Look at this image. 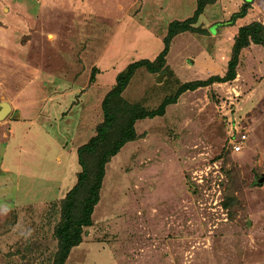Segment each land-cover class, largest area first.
<instances>
[{"label": "rangeland", "instance_id": "obj_1", "mask_svg": "<svg viewBox=\"0 0 264 264\" xmlns=\"http://www.w3.org/2000/svg\"><path fill=\"white\" fill-rule=\"evenodd\" d=\"M87 1L0 0V101L11 105L0 119V139L6 137L0 141V264L52 263L59 201L80 170L75 146L102 120L97 100L84 107L60 87L75 76L83 84L102 41L138 0H119L121 9L115 0ZM238 3L222 0L214 14L207 9L196 23L210 34L183 32L184 50L210 61L225 27L213 32L212 25ZM112 12L115 17L106 16ZM252 20L264 24V0H252L232 27ZM168 67L160 80L138 69L126 99L154 105L164 95L162 82L174 89L193 77L185 75L189 67ZM231 121L247 131L239 152L227 143ZM135 128L138 137L106 163L93 223L65 264H264V182L256 180L264 172V47L242 49L233 79L186 91L163 115L138 119ZM25 168L35 178L43 170L54 182L37 179L29 187Z\"/></svg>", "mask_w": 264, "mask_h": 264}, {"label": "trees", "instance_id": "obj_2", "mask_svg": "<svg viewBox=\"0 0 264 264\" xmlns=\"http://www.w3.org/2000/svg\"><path fill=\"white\" fill-rule=\"evenodd\" d=\"M216 0H196V9L191 17L184 20H173L168 24L167 33L163 38V49L153 59H139L129 63L116 75L114 86L104 95L100 107L102 120L95 126V134L87 142L76 148L77 163L80 170L76 173L73 186L59 201L58 220L53 228V236L56 240V249L53 253L51 264H65L72 247L82 242L84 228L92 225V214L96 204L100 200V191L105 175L106 163L115 156L129 141L135 140V123L138 119L153 118L163 115L168 105L176 102L178 97L189 90L208 85L215 81L231 80L236 75V68L242 49L251 43L264 47V24L252 20L238 27L227 61L224 75H210L206 79H194L179 81L172 88L168 82L164 86V95L154 105H144L140 102H130L123 96V91L138 68H145L150 73L166 72V55L173 37L183 31L209 33L204 27L196 26L198 16L205 5ZM252 0H243L237 11H233L230 17L224 21H216L212 25L214 32L216 27L234 25L235 22L246 16L251 7ZM215 25V26H214ZM92 69L90 81L94 78ZM167 74H172L169 71ZM161 86V87H162ZM228 141V138H226ZM227 206V203L224 202Z\"/></svg>", "mask_w": 264, "mask_h": 264}, {"label": "crops", "instance_id": "obj_3", "mask_svg": "<svg viewBox=\"0 0 264 264\" xmlns=\"http://www.w3.org/2000/svg\"><path fill=\"white\" fill-rule=\"evenodd\" d=\"M115 1H116L115 6L117 9L124 8V5H122L121 2H119V0H115ZM238 1L241 4L243 0L241 1L238 0ZM221 2L222 0H216L214 3L205 5L203 11L198 16V18L202 16L204 12H207V9L209 8L211 9L210 11L214 14L219 8ZM196 6H197L196 0H138L135 3V7H131L128 10H126L124 14H122L116 20V23L113 27L114 29L109 34L108 39L106 41H102L103 43L105 42L103 50L102 51L100 50L98 52L96 59L94 60V62H92L91 66L89 67L90 68V70H88L90 72L89 76L87 79H85L82 82L83 84L82 85L76 84L75 82L76 76H75V78H73L74 80L72 79L73 81H71L72 85L69 86L67 84L66 86L63 85L60 88H63V91L68 90L70 93H72L73 94L72 98L78 96L81 105H84V107L85 106L89 107L94 100H97L98 105H100L104 95L114 86L116 82V75L131 62H134L139 59L153 60L158 55V53L163 49L164 46L163 38L167 33L168 24L173 20H184L188 17H191L196 9ZM219 10L221 9L219 8ZM90 11L86 10L85 14H89L92 12ZM114 12H112V15H108V13H106V16H113ZM240 19H238L237 22H239ZM211 24L212 23H209L208 26ZM242 24L245 23H239V24L237 23V26L235 27L234 26L232 27V25L223 27L220 35L221 36L220 39L221 44L219 45L220 50L219 52H217L216 51L217 48L215 47L214 52L210 53L211 55L210 61L204 60V57L195 58L193 57L190 51L184 50L187 47L186 44H189L188 43L189 36L183 35L186 34L183 32H191V31H183L176 34L171 41L168 53L166 55V62H165L166 66H170L171 70H173L174 72L176 70L180 71L181 68L183 69L186 67L187 69L189 67L190 69L186 70L187 73H185V75H187L188 77L189 75L193 76L192 79L189 77L188 78L189 80L205 79L210 75H215L225 72L234 38V36L231 37V34L232 35L235 34L238 27ZM195 25L206 28L202 24L195 23ZM224 32H228L229 34H224ZM214 36L215 34L213 35L211 34L212 38ZM175 57H177V61L174 60ZM186 60L187 61L189 60L188 62L189 64L188 63L184 64V61ZM83 61H84L83 64H85V60ZM73 64L74 63H72V66ZM178 64L180 67L178 66ZM74 66L77 67L76 64H74ZM80 67H83L82 64ZM93 68H96V70L94 71L93 80L90 81V75L92 73ZM76 69L77 68H74L73 72H75ZM154 74H156V79L160 80L159 76L162 75V71L158 73H150V72L147 73V75H150L152 79ZM87 75L88 73L86 74V77ZM181 75L183 74L181 73ZM130 81L123 91V96L125 95L126 91L129 89ZM183 81H187V80L183 79ZM92 135L94 134L91 133L87 137V139H85L78 145L87 142ZM4 138H1L0 141H3ZM57 138H60V141L62 140L60 136H58ZM58 142L59 141L56 140V143L59 146V148L63 149L62 141L61 144H59ZM77 147L78 146H75V149ZM25 153L27 154L31 153L33 160H37L38 163H42L38 152H35L34 149H26ZM63 153H65V151ZM0 161H1L0 164L2 165L4 158L1 157ZM32 171L33 169L25 168L27 186L30 187L31 184L38 182L35 181L37 179H40L41 180L40 182L42 183L45 182V184L46 183L51 184L49 181L54 182L53 176L46 174L43 170L37 174L36 178L35 176L32 175L34 173ZM60 182L61 179H59L58 185L60 184ZM46 186L47 185H45L42 188V191L43 190L45 191V189L47 188ZM41 193L42 192H40V194Z\"/></svg>", "mask_w": 264, "mask_h": 264}, {"label": "built area", "instance_id": "obj_4", "mask_svg": "<svg viewBox=\"0 0 264 264\" xmlns=\"http://www.w3.org/2000/svg\"><path fill=\"white\" fill-rule=\"evenodd\" d=\"M226 133L228 138L227 143L230 145L231 150L233 152L241 151L247 139V131L236 129V121H231Z\"/></svg>", "mask_w": 264, "mask_h": 264}, {"label": "water", "instance_id": "obj_5", "mask_svg": "<svg viewBox=\"0 0 264 264\" xmlns=\"http://www.w3.org/2000/svg\"><path fill=\"white\" fill-rule=\"evenodd\" d=\"M11 110V105L8 101H0V119H4ZM258 182H264V172L256 179Z\"/></svg>", "mask_w": 264, "mask_h": 264}]
</instances>
